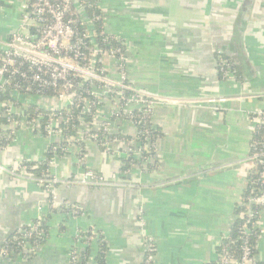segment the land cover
Segmentation results:
<instances>
[{
    "label": "crops",
    "instance_id": "obj_1",
    "mask_svg": "<svg viewBox=\"0 0 264 264\" xmlns=\"http://www.w3.org/2000/svg\"><path fill=\"white\" fill-rule=\"evenodd\" d=\"M101 5L107 29L128 48L131 80L156 99L151 116L160 133L153 145L156 168L148 169L156 164L153 156L133 163L130 173L121 174L122 184L63 188L61 199L78 204L83 214L50 213L44 188L2 167L43 160L52 139L17 129L0 151V247L18 226L40 215L48 214L49 233L32 258L0 252V264H68L76 229L104 237L105 264H144L146 237L156 247L153 264H210L249 181L251 115L264 112V0H101ZM19 18L16 0H0V45ZM218 49L234 60L236 80L220 75ZM219 98L225 100L209 101ZM125 128L134 134L133 126ZM78 156L70 147L54 159L52 171L68 177L90 167L110 178L127 155L86 141L82 165ZM261 216L264 221V210ZM97 243L83 249L91 250L84 264H96ZM257 257L264 262V233Z\"/></svg>",
    "mask_w": 264,
    "mask_h": 264
},
{
    "label": "built area",
    "instance_id": "obj_2",
    "mask_svg": "<svg viewBox=\"0 0 264 264\" xmlns=\"http://www.w3.org/2000/svg\"><path fill=\"white\" fill-rule=\"evenodd\" d=\"M16 1L20 9L18 25L0 45V117L7 119V123H0V144L7 142L0 146V151L6 148L20 127L32 129L52 139V143H69L64 148L67 152L70 147L77 146L81 165V143L86 141L96 145L102 143L106 153L123 152L141 159L142 152L154 145L152 137L156 129L151 116L156 99L131 80L127 68L128 48L122 37L107 29L106 10L100 0ZM216 55L222 78L236 80L234 60L223 49H218ZM251 116L253 132L264 123V112ZM139 124L143 129H139ZM128 125L135 128L134 134L130 135L132 138L118 137L119 134L128 135L125 128ZM112 134L115 137L110 140ZM250 148L253 152L248 155L247 162L257 175L252 189L257 195L252 194L248 201L241 202L245 208L236 217H246L242 230L251 234L254 229H259V238L255 246L245 239L239 258L230 248L234 241H221V251L215 260L217 264H264L254 253L264 233L262 213L258 220L252 221L255 218L252 204L264 205V140L253 141ZM146 156L144 161H153L152 153ZM56 158L58 156L40 175L33 173L36 166L28 165L27 161L10 168L2 167L11 175L31 179L44 188L49 195L50 213L58 209L74 216L83 213L78 204L61 199L62 188L115 186L122 184L121 174L130 173V169L118 171L111 175L112 178H106L94 168L83 167L78 173L61 177L52 171ZM47 216L40 215L30 223L18 226L9 242L15 249L6 245V238L0 252L11 258L35 256L43 246L41 241L48 237ZM250 222L251 226L248 225ZM76 234L89 244L99 237L93 229H78ZM237 239L243 238L240 235ZM143 244L144 264H153L154 241L146 237ZM83 259V250L72 247L68 264H79Z\"/></svg>",
    "mask_w": 264,
    "mask_h": 264
},
{
    "label": "trees",
    "instance_id": "obj_3",
    "mask_svg": "<svg viewBox=\"0 0 264 264\" xmlns=\"http://www.w3.org/2000/svg\"><path fill=\"white\" fill-rule=\"evenodd\" d=\"M237 73H238V70H237ZM15 117H18V116H15ZM0 123H7V119L6 117H0ZM139 129H143V125L142 124H139ZM75 132V131H74ZM100 133H102L100 131ZM160 133L158 132H155L153 134V137H152V141L154 142L156 137L159 136ZM118 137H127V138H132V136L130 135H122V134H119L117 135ZM115 137V135H110L109 136V139H113ZM257 140H264V123L257 126V128H255V130L252 132V139H251V143L254 141L256 142ZM7 142L6 141H3L0 146L2 145H5ZM69 144V143H68ZM68 144H58V143H51L50 147L48 148L47 152H46V157L41 160V161H27L26 163L28 165H32V166H36L34 169H32L33 173L35 175H40L45 169L48 168L49 166V162L55 157V156H58V157H62L63 155L67 154L68 152L64 150V148L68 145ZM81 147H82V153L84 154V150H85V145L86 143L82 142L81 143ZM142 144H145L144 141H142ZM97 146L99 147V149L101 151H105V147L104 145H102V143H97ZM252 148H250V151H249V154L251 155L252 154ZM142 158L141 159H135L134 157H132L131 155H127L125 156L124 158H122V163H121V166L119 168V171L123 172V171H126L128 170L131 165L133 163H141L142 161L146 160L147 158V154L148 153H152V155L154 156V163L156 164H148V169H155L156 168V165H157V160H158V157L156 156V153L154 151V148L153 146L149 148V150H144L142 152ZM83 156V155H82ZM146 156V157H145ZM155 166V167H153ZM256 173L254 172L253 169H250V173H249V181L246 185V188L244 189V192L242 194V203L248 201V197L251 196L252 194L253 195H257L256 193H252V189L253 187L256 185ZM240 203L236 206L235 208V218H234V221L232 223V226H231V229L229 231V233L227 234V236H224L222 238V241L224 243H228L230 242V240L234 241V242H231L230 243V248H231V251L234 252L235 256L237 258H239L241 256V246L244 244V241L245 239H248V242H250L252 245H256L257 244V240L259 238V234H260V230L259 229H254L255 231L251 234H246L243 230H242V225L243 223L246 221V217L244 218H238L236 217V215L244 210L245 206ZM252 209L254 210L255 212V218L253 219L252 218V221L253 220H258L259 216H260V213H262V211L264 210V205L262 204H252ZM48 217V216H47ZM249 226H251V222L248 224ZM46 226V229H48L47 227V224H45ZM49 231V230H48ZM90 234V233H88ZM13 235L10 234L8 237H7V244L5 243V241L3 242L2 245L6 244L8 245L9 247H14V244L12 243H9V242H12V238L11 236ZM243 238V239H237L238 236H240ZM47 239L45 240H42L41 241V244L44 245L45 242H46ZM97 251H96V255H95V263L96 264H105V261H106V251H107V244L104 240V237L102 235H100L99 233V237H98V240H97ZM17 248V247H16ZM221 251V246L219 245L218 246V252ZM257 249L254 250V253H257ZM84 253V259H83V262L82 263H79V264H84L90 257V253H91V250L90 248ZM210 264H217L215 261L210 263Z\"/></svg>",
    "mask_w": 264,
    "mask_h": 264
},
{
    "label": "rangeland",
    "instance_id": "obj_4",
    "mask_svg": "<svg viewBox=\"0 0 264 264\" xmlns=\"http://www.w3.org/2000/svg\"><path fill=\"white\" fill-rule=\"evenodd\" d=\"M100 2H101V0H100ZM20 128V127H19ZM18 128V129H19ZM89 128V127H88ZM95 128H97V127H95ZM113 129H115V127H112ZM17 130V129H16ZM16 130H15V132H16ZM81 140V139H80ZM72 148H76L77 149V151H79L78 150V147H75V146H73ZM109 154H113V153H109ZM62 177V176H61ZM110 178H112V176H110ZM77 187V186H76ZM64 188H67V187H64ZM63 190V188L61 189V191ZM60 191V192H61ZM67 217H69V218H75L76 216H74L73 214H68L67 212H65L64 213ZM83 214V213H82ZM80 230V229H79ZM78 232V229H76V231H75V233H74V240H73V245H72V247H77V248H79L80 250H83V249H85L86 247H87V242H85L84 240H80L79 238L80 237H76V233ZM76 237V238H75ZM81 244V245H80ZM94 244H96V240L94 239V240H92V242H91V246L92 245H94ZM93 248V247H92ZM94 248H95V246H94ZM93 248V249H94Z\"/></svg>",
    "mask_w": 264,
    "mask_h": 264
},
{
    "label": "water",
    "instance_id": "obj_5",
    "mask_svg": "<svg viewBox=\"0 0 264 264\" xmlns=\"http://www.w3.org/2000/svg\"><path fill=\"white\" fill-rule=\"evenodd\" d=\"M230 161H231V159H230ZM233 166H235L234 168H238L239 166H240V164L239 163H237V164H235V165H231V166H229L228 168H233ZM131 175H129V177H130Z\"/></svg>",
    "mask_w": 264,
    "mask_h": 264
}]
</instances>
